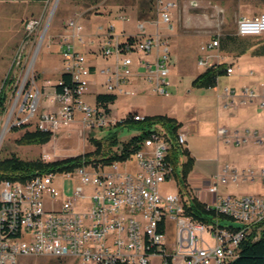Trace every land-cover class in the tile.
Masks as SVG:
<instances>
[{
  "label": "rangeland",
  "instance_id": "obj_1",
  "mask_svg": "<svg viewBox=\"0 0 264 264\" xmlns=\"http://www.w3.org/2000/svg\"><path fill=\"white\" fill-rule=\"evenodd\" d=\"M170 1L174 3L169 11L171 27L162 18L159 23H154L158 13L154 18H142V0H59L56 5H46L41 0H0V95L5 93L6 97L0 104V158L17 156L23 160L42 159L49 162L94 152L96 144L92 138L103 140L113 131H117L119 142L115 148L119 150L125 141L139 134L140 130L129 125L115 127L113 119L106 125L87 128L80 112L76 111L75 119L62 123L45 143L24 144L18 141L27 130L38 128L36 125L43 111L59 110L54 96L56 84L65 71L60 43L69 19H77L81 23L82 39H76L75 45L86 57L87 64L95 66V71L87 76L90 83L83 95L91 104L95 103L98 93L108 92L105 85L109 76L107 68L113 69L116 64V56L106 57L102 47L115 44L118 39L124 40L128 35L145 38L147 34L139 26L144 22L147 33H155L158 29L161 39L170 45L172 57L166 77L168 94L160 93L154 82L142 75L145 68L140 59L154 61L157 47L148 54L143 50L127 52L124 56L132 58L133 74L124 85L128 92L119 91L117 99L111 104L110 117L118 121L139 110V113L148 116L175 115L181 120L180 130L187 137L185 146L198 158L188 173L195 191L205 180L216 181L217 174L225 173L224 166L229 164L231 172L237 169L241 175L234 178L228 174L225 180L219 182V193L264 196V139L259 141L264 125L254 116L264 113V104L258 96H246L245 102L235 107L219 97L226 89L233 94L232 88H235L234 94L240 99L244 87L255 88L253 76L250 75V79L249 75L241 74L238 63L233 62L237 69L234 73L221 74L216 90L194 82L208 68V64H199L200 58L207 55L210 56L205 57L209 60L207 63L213 59L216 63L219 61L212 58L210 52L204 54L201 47L217 35L235 33L238 18L264 10V0ZM153 14L155 12L152 11L150 15ZM30 19H36L38 23L33 32L28 33L26 24ZM251 37L255 42L264 40V34ZM215 50L220 55H235V52L222 49L220 42ZM224 61L225 58L221 59V63ZM31 88L34 92L39 89L41 97L35 115L28 119L29 112L21 109ZM22 123L24 127L13 129ZM7 124L4 134L3 128ZM221 126L228 127V132L220 134L218 128ZM236 130L241 137L240 142H237ZM106 168L110 170V166ZM54 184L68 195L76 185L81 184V180L56 174ZM161 191L164 194L179 192L178 180H166L161 184ZM83 192L85 197L76 203L79 211H86L91 205L93 185L84 184ZM198 195L200 199L208 197L205 191L198 192ZM47 204H51L50 201ZM206 239L214 243L210 236ZM158 261L159 257L152 258V264ZM18 264L88 263L73 256L20 255Z\"/></svg>",
  "mask_w": 264,
  "mask_h": 264
},
{
  "label": "built area",
  "instance_id": "obj_2",
  "mask_svg": "<svg viewBox=\"0 0 264 264\" xmlns=\"http://www.w3.org/2000/svg\"><path fill=\"white\" fill-rule=\"evenodd\" d=\"M41 1L56 5L59 0ZM148 1L155 12L152 18L158 13L155 23L162 18L171 27L169 11L173 1ZM37 23L36 19L28 21V33L33 32ZM139 26L144 31L143 22ZM82 29L77 19H69L65 25L61 55L65 71L77 85H65L63 90L56 91L54 99L59 110L40 114L36 126L41 130L55 134L62 123L75 119L76 111L87 128L106 125L111 119L113 124L117 122L102 104H91L83 98L90 83L87 76L95 71V66L88 65L84 54L76 48L75 40L82 39ZM237 33L264 34V12L240 18ZM219 42L217 35L201 49L205 52L217 48ZM111 44L102 47L106 57L116 56L115 67L107 68L108 92H128L124 85L133 74V60L125 53L143 50L148 54L157 47L154 61L140 59L145 68L142 75L154 82L160 93L168 94L166 77L170 72L171 48L161 39L158 29L134 42L126 37ZM207 62L204 56L199 60L200 65ZM232 71L228 66L227 72ZM244 92L253 94L248 88ZM40 97L39 89L34 92L31 88L26 94L21 111L29 112L28 119L35 115ZM132 116L144 120L146 115L135 112ZM153 128L141 147L126 160L111 161L110 170L99 161H83L70 171L38 172L26 180L0 179V264H18L20 255L73 256L88 264H152L155 256L159 257L157 264H224L237 254L245 237L254 231L255 238L259 237L264 228V196L219 193V181L225 180V175L217 174L216 181L207 180L196 191H190L199 199L198 192L204 190L207 194V198L200 199L213 212L207 220L200 221L186 213L191 200L188 194L181 190L167 194L161 191L163 182L176 178V165L170 159L167 130L159 123ZM219 132L224 134L227 128L221 127ZM177 138L185 147L186 134L179 130ZM228 170L227 165L225 171ZM56 174L75 177L81 184L66 195L54 184ZM228 174L234 178L241 175L237 170ZM84 184H92L94 194L88 209L79 211L76 203L85 197Z\"/></svg>",
  "mask_w": 264,
  "mask_h": 264
},
{
  "label": "trees",
  "instance_id": "obj_3",
  "mask_svg": "<svg viewBox=\"0 0 264 264\" xmlns=\"http://www.w3.org/2000/svg\"><path fill=\"white\" fill-rule=\"evenodd\" d=\"M96 1V0H94ZM153 10V5L148 0H142L140 6V16L146 17L150 15ZM260 36V35H259ZM127 41L134 42L139 39L136 35H128ZM220 46L224 50L235 52L236 55L242 54L251 50L252 54H264V40L253 41L252 37H242L235 33H226L220 37ZM227 74V64L217 63L208 66V68L200 73L195 79V83L207 88L215 87L218 83V78L221 74ZM63 83L56 84V91L63 90V87L69 86L74 88L77 84L73 81L70 73L64 71L61 74ZM5 93L0 95V104L6 98ZM115 92H100L96 96L98 104H102L108 112H110V105L117 99ZM138 112V111H137ZM133 113L128 114L122 119L118 120L114 126L121 127L129 125L140 130V133L134 135L129 140L122 144V147L117 150L119 140L117 131H113L105 139L99 140L92 138L96 144L94 152H86L77 156L63 157L52 161H44L42 159L23 160L17 156L7 158H0V179L11 180H26L38 172L50 171H70L76 166L86 162L99 161L102 164L108 165L111 161L126 160L131 152L141 147L142 141L153 132L156 123L161 124L168 132V138L171 141L170 159L176 165L175 176L178 180L180 190L188 194L190 197L189 204L186 206V213L197 220L203 221L211 218L212 210H208L206 203L196 196H192V188L188 180V173L195 161L194 156L190 150L178 143V132L182 126V122L177 118L168 114H161L155 116H145L144 120H136L133 118ZM25 124L16 125L14 130L24 127ZM53 136L51 131L41 130L39 127L32 130H27L18 141L24 144H42L50 140ZM92 155H97L93 157ZM93 158H92V157ZM179 161L181 165L178 167ZM261 224H264V220ZM255 231L245 237L239 246V250L235 256L227 260L224 264H264V228L259 237L255 238Z\"/></svg>",
  "mask_w": 264,
  "mask_h": 264
},
{
  "label": "crops",
  "instance_id": "obj_4",
  "mask_svg": "<svg viewBox=\"0 0 264 264\" xmlns=\"http://www.w3.org/2000/svg\"><path fill=\"white\" fill-rule=\"evenodd\" d=\"M262 12H264V10H262V11H259V12H256V13H252V14H245V15H241L239 18H238V20L240 19V18H242V17H251V16H254V15H257V14H259V13H262ZM238 20H237V25H238ZM155 23V22H154ZM159 23V22H158ZM143 24H144V22H143ZM144 26H145V24H144ZM144 34H147V35H151V34H153V33H147L146 32V30H145V28H144V31H142ZM235 34H237V35H239L238 33H237V28H236V32H235ZM263 35V34H262ZM110 36H112V34L110 35ZM239 36H242V37H249V36H259V35H239ZM120 40V39H119ZM123 40V39H122ZM122 40H120V41H122ZM216 48H213V49H209V50H207V51H205V52H203L204 54H206V53H208L209 54V52H210V54L209 55H211V57L213 58H218L219 59V61L217 62V63H221V59H223V58H225V60L226 61H224V63H226L227 64V67L228 66H231L232 68H233V71H232V73H234L235 72V70L238 68L239 69V72L241 73V74H243V75H252L253 76V81L255 82V88H251L250 89V86L248 85L247 87H244V89H246V88H248L249 89V91H252L253 92V94L252 95H250L249 93H245L244 91H243V93L244 94H242V95H244V96H242V95H239V97H240V99H237V97H238V95H236L235 96V94H234V89L235 88H232V92L231 93H233V94H230L229 93V90H225L224 92H222V94H220V96H219V94H218V96L220 97V98H222L223 100H226V101H228V103H232L235 107H237V106H239V104L238 103H241V102H245V98H246V96H249V97H259V99H261V101H262V103L261 104H264V54H262V55H255V54H252L251 53V50H248V51H246V52H244V53H242V54H239V55H236V53H235V55L234 54H223V55H220L219 53H217L216 52V50H215ZM204 57H207V58H209L210 56H204ZM229 58V59H228ZM209 61V60H208ZM233 62H237L238 63V67L236 68L235 67V65H234V63ZM217 64L216 63V60H214L213 59V61L212 62H209V63H207L208 64V66H210V65H212V64ZM228 74V73H227ZM220 77V76H219ZM219 79V78H218ZM250 79H251V76H250ZM217 85H218V83H217ZM217 85L215 86V87H210V88H212L213 90H216V88H217ZM139 112H140V110H139ZM170 116H173V117H175V118H177L175 115H170ZM256 118H257V120H259L260 121V124H262V125H264V113L262 112V113H256L255 115H254ZM178 119V118H177ZM179 120V119H178ZM179 121H181V120H179ZM221 127H225V128H227V132H228V127H226V126H221ZM220 127V128H221ZM182 128V127H181ZM220 128H218V131H219V129ZM197 131H199V127H198V129H197ZM237 132H236V137H237V142H240V138L241 137H239V132H238V130H236ZM226 132V133H227ZM220 133V132H219ZM263 139H264V129H263V131H262V133H261V135L259 136V141H263ZM186 148H188L189 150H190V152H191V149L189 148V147H187V146H185ZM191 154H192V152H191ZM193 155V154H192ZM194 156V158H195V161H198V158L195 156V155H193ZM229 166V170L226 172L225 171V167L226 166ZM235 170H237V169H235ZM224 172L225 173H223V174H221V175H225L226 176V178H227V176H228V173H232L231 172V167H230V165L229 164H226L225 166H224ZM238 172V171H237ZM219 174V173H218ZM239 174H241V173H239ZM189 180V183H190V186H191V188L192 189H194L193 187H192V182L190 181V179H188ZM206 181L207 180H205L204 182H203V184L204 183H206ZM221 181V180H220ZM219 181V182H220ZM202 184V185H203ZM196 185H198L197 183H196ZM201 185V186H202ZM202 191H204V190H202Z\"/></svg>",
  "mask_w": 264,
  "mask_h": 264
},
{
  "label": "bare ground",
  "instance_id": "obj_5",
  "mask_svg": "<svg viewBox=\"0 0 264 264\" xmlns=\"http://www.w3.org/2000/svg\"><path fill=\"white\" fill-rule=\"evenodd\" d=\"M7 128H8V124L5 125V127L3 128L4 129V134H5V132H7Z\"/></svg>",
  "mask_w": 264,
  "mask_h": 264
}]
</instances>
